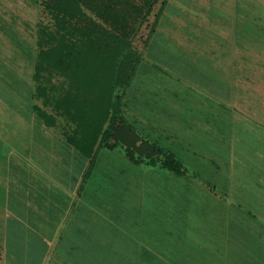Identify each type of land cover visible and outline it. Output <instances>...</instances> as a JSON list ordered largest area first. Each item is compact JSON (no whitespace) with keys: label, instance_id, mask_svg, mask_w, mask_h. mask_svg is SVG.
Returning <instances> with one entry per match:
<instances>
[{"label":"rangeland","instance_id":"obj_1","mask_svg":"<svg viewBox=\"0 0 264 264\" xmlns=\"http://www.w3.org/2000/svg\"><path fill=\"white\" fill-rule=\"evenodd\" d=\"M42 1L0 0V220L12 211V177L18 172L8 162L24 166L44 155L67 167L70 182L85 168L80 161L86 157L69 142L73 131L64 127L70 117L64 107L81 103L87 127L70 120L96 140L88 159L92 173L81 190L98 205V198L122 192L131 176L138 177L136 183L140 179L135 192L142 218L136 229L128 227L135 241L128 238L135 246L143 243L142 264H160L159 256L165 258L162 264L259 262L256 257H264V0H154L143 18L127 19L135 31L124 38L120 32L111 36L108 23L74 0L76 16H67V29L59 28L43 44L61 46L71 60L68 69L50 75L37 68L35 75L28 34L35 39L39 25L56 30L61 21ZM40 109L49 113L50 125ZM127 134H136L142 160L130 163L115 136L121 140ZM150 143L172 153L184 173L164 168L162 156L149 161ZM118 175L126 179L124 186L105 189V181ZM111 215L118 228L113 243L122 241V214L111 210ZM97 221L102 219L96 216ZM134 252L129 249L128 255Z\"/></svg>","mask_w":264,"mask_h":264},{"label":"crops","instance_id":"obj_2","mask_svg":"<svg viewBox=\"0 0 264 264\" xmlns=\"http://www.w3.org/2000/svg\"><path fill=\"white\" fill-rule=\"evenodd\" d=\"M66 120L68 122L64 127L67 126L73 131L69 135L71 138L69 142L78 147L81 157H86L87 160L82 158L83 161H80L85 168L78 171L79 175L73 177V181L70 182L67 167H63L57 161L47 162L44 155L42 158L40 156L38 162H25L24 166L16 164L15 167L8 162L7 165L17 169L18 172L12 177V196H10L12 211H5L6 219L4 222L0 220V264H142L146 259L144 251L141 257L139 255L143 243L139 242L135 246L130 244L128 238L130 236L128 227L136 229L140 222L139 218H142L138 212L140 192L138 194L135 192L136 188L140 191L138 186L139 182L141 185L140 179L136 183L138 177L131 176L126 180L119 175L115 176L105 181L104 188L109 189L117 185L122 187L123 180H126V186L121 188L122 192L115 198H111L110 195L98 198L100 201L98 205L92 203L91 200L94 199L84 194L81 189L93 169L90 166L91 161L88 160L90 156L87 154H90V150L94 147L91 145L94 136H88L86 139L85 131L75 129L73 121L67 117ZM66 133L68 132L61 131L60 135ZM123 148L125 149L124 146ZM125 154L131 163L132 160L126 149ZM143 164L145 165V161ZM36 170H39V174ZM124 189L125 192L127 189L130 192L123 194ZM140 203L142 208L144 205L142 199ZM119 206L126 207V213ZM130 208L131 213L128 212ZM111 210H118L122 214L120 219L122 227L119 228L126 232L123 240L121 236L122 241L114 243L112 234L118 228L111 219L113 217ZM96 216L102 221L96 222ZM130 237L135 241L134 233ZM129 249L135 251L132 257L131 254L128 255ZM148 255L151 256V253ZM236 255L233 254L234 259H238L239 262L241 257ZM256 258L264 264V257ZM159 259L162 264L165 258L159 256ZM229 259L230 257L227 256L226 263ZM259 262L253 260L250 264H260Z\"/></svg>","mask_w":264,"mask_h":264},{"label":"trees","instance_id":"obj_3","mask_svg":"<svg viewBox=\"0 0 264 264\" xmlns=\"http://www.w3.org/2000/svg\"><path fill=\"white\" fill-rule=\"evenodd\" d=\"M81 1L89 10L95 12L106 23L110 25V28L112 29L110 33L111 36L116 32H120L122 33L123 38L128 36V34H130L131 32L135 31L134 29L135 26H130V25L127 26L128 23L127 19L131 18L132 14L134 17L133 19H136L137 16H139L140 19L143 18L150 11L151 5L154 2V0H144V4L139 7L136 3L132 2L131 0H81ZM42 2H43V8H45L47 13L50 12L55 18H57V20L60 17L61 21L57 22L58 27H56V30H52V29L46 30L45 25L43 24L39 25L37 29V37L35 36L36 37L35 39L31 36L32 34H28L29 35L28 38L30 40V46L32 50V51L30 50L29 53H31V55L35 59V61L33 60L34 63V71L32 72L33 74L36 75L35 69L38 68L39 70V68H45L47 70V73L52 75L57 71V69H68L71 60H65L67 58L64 57L63 52L61 51L62 48L61 46L59 45L49 46L44 49L43 44L46 42V39H52L55 33L58 32L59 28L67 29V26L64 25L65 19L67 18V16H70L69 19L74 18L76 16V11L74 10L76 3L74 0H43ZM117 4L121 5L120 9H117L115 7ZM74 27L80 33V31L77 29V26L75 25ZM32 47L35 48L36 50L33 51ZM77 57L79 60V54L77 55ZM36 62H38V64H35ZM2 77L3 75L0 73V78ZM82 105H84V102H82ZM80 107H81V103H76L73 108L71 107V105L65 106L64 113H66L67 116H70L69 119L70 118L73 119L74 117L79 119V122L82 123L83 121H85V119L88 116L82 117L81 115H79V112H81L80 110L84 109ZM71 109L73 110V113ZM39 114L42 118L43 117L45 118L44 121L46 123H49L46 120L49 119L47 117L49 116L48 112L40 109ZM88 122L89 121H85V126L83 129L87 127ZM106 133L109 134L108 137L112 135L114 136V134L113 133L111 134V132H106ZM128 135L129 134L126 135L128 138L121 140L118 138L117 135L115 136L117 137V140H119L120 144H122L125 147L128 156L132 161L142 160L143 158L141 157V155L139 156L136 155V152H139L138 150L139 148H141L140 146L141 144H136V138H137L136 134L134 135V137L132 136L129 137ZM85 138L88 139V136ZM94 143H95V136L91 141V145H93ZM150 146L151 148H149V151L146 152V155L151 157L150 158L151 160L149 161L154 163L156 159L160 160V156H162L160 163L164 168L173 171L175 174L181 175L184 173L183 169L181 168V163L174 157L172 153L164 152L163 149L157 148L156 146L152 145V143H150ZM152 152L155 153V156H152L154 155L152 154Z\"/></svg>","mask_w":264,"mask_h":264}]
</instances>
